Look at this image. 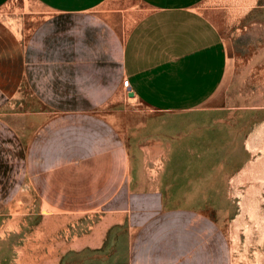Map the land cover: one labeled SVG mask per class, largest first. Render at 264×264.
Masks as SVG:
<instances>
[{"label":"crops","instance_id":"obj_1","mask_svg":"<svg viewBox=\"0 0 264 264\" xmlns=\"http://www.w3.org/2000/svg\"><path fill=\"white\" fill-rule=\"evenodd\" d=\"M33 1L39 16L23 41L20 83L51 114L29 119L39 204L97 218L75 251L157 262L137 254L143 238L193 212L166 199L201 190L195 178L180 187L178 169L153 175L197 146L182 139L190 127L158 116L209 103L226 78L225 40L205 0Z\"/></svg>","mask_w":264,"mask_h":264},{"label":"rangeland","instance_id":"obj_2","mask_svg":"<svg viewBox=\"0 0 264 264\" xmlns=\"http://www.w3.org/2000/svg\"><path fill=\"white\" fill-rule=\"evenodd\" d=\"M35 10L33 0L0 7V264H118L122 258L75 251L95 216L40 205L33 188L40 157L30 154L29 119L49 113L20 83ZM202 11L225 40L226 78L203 107L158 116L166 127H190L182 139L197 146L192 158L150 168L165 177L178 169L180 187L195 178L201 190L166 199L193 212L176 224L160 222L137 248L139 256L155 253L157 262L137 264H264V0H205Z\"/></svg>","mask_w":264,"mask_h":264},{"label":"water","instance_id":"obj_3","mask_svg":"<svg viewBox=\"0 0 264 264\" xmlns=\"http://www.w3.org/2000/svg\"><path fill=\"white\" fill-rule=\"evenodd\" d=\"M128 97H134V96H133V93H129V94H128Z\"/></svg>","mask_w":264,"mask_h":264}]
</instances>
